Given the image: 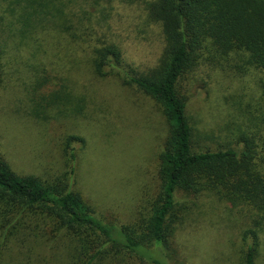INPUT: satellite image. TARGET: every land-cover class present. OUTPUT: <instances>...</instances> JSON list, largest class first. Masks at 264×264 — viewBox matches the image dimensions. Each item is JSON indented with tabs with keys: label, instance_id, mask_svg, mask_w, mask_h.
Returning a JSON list of instances; mask_svg holds the SVG:
<instances>
[{
	"label": "trees",
	"instance_id": "1",
	"mask_svg": "<svg viewBox=\"0 0 264 264\" xmlns=\"http://www.w3.org/2000/svg\"><path fill=\"white\" fill-rule=\"evenodd\" d=\"M0 6V84L11 34L38 46L43 36L44 44L71 50L73 76L86 70L95 79L117 77L151 97L168 128L159 154L160 192L147 214L123 225L102 220L73 182L20 175L0 151V252L11 243L26 248L30 240L45 246L61 241L72 251L70 264L127 263L125 255L161 264L145 252L171 246L185 210L178 194H213L246 207L240 264H263L264 0H0ZM5 12L13 15L9 25ZM126 16L128 24L116 32L114 23ZM14 22L21 28H10ZM121 32L138 40L152 35L160 46L155 64L143 69L130 62ZM219 71L247 75V92L236 104L233 92L226 97L239 121L227 123L219 135L201 133L188 116L184 89L207 85ZM36 76L34 91L53 78L46 69ZM69 77L36 100L32 116L50 121L86 115L96 93L78 91ZM82 140L67 139L69 176L79 163L74 144Z\"/></svg>",
	"mask_w": 264,
	"mask_h": 264
},
{
	"label": "rangeland",
	"instance_id": "2",
	"mask_svg": "<svg viewBox=\"0 0 264 264\" xmlns=\"http://www.w3.org/2000/svg\"><path fill=\"white\" fill-rule=\"evenodd\" d=\"M6 4L8 1L3 6ZM3 17V23L8 25L13 19L9 12ZM129 20L126 16L120 23L115 22V31ZM1 24L0 21V29ZM14 24L10 28H21ZM121 33L130 62L143 69L155 64L160 46L152 35L138 40ZM40 40L41 46L27 44L11 34L5 48L6 66L0 84V151L20 175H35L50 182L57 177L71 181L102 220L129 224L140 212L148 213L160 192L159 154L168 134L166 123L155 101L141 90L124 85L117 77L95 79L86 70L73 76L71 50L54 41L44 44L43 36ZM43 69L53 78L37 89L40 96H35L36 75ZM228 73L215 72L207 79V85H186L188 116L198 132L219 135L227 123L239 121L238 112L231 111L226 97L233 92L235 98H230L236 104L237 97L247 92V75L234 78ZM63 77L75 81L80 92L96 93L86 115L50 121L32 116L36 100L58 89ZM70 135L83 140L74 144L79 163L69 176L71 164L65 147ZM178 200L185 210L175 224L171 246L145 253L161 264H240L243 233L247 229L246 207L235 206L213 194H178ZM61 243L45 246L30 240L26 248L11 243L8 250L0 252V264H70L72 251ZM125 258L127 263L112 264H155L139 256Z\"/></svg>",
	"mask_w": 264,
	"mask_h": 264
}]
</instances>
